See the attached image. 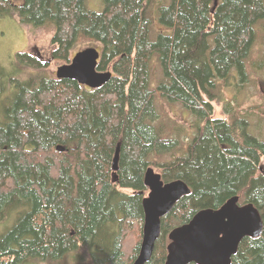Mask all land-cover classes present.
Returning a JSON list of instances; mask_svg holds the SVG:
<instances>
[{
  "label": "trees",
  "instance_id": "16d2710c",
  "mask_svg": "<svg viewBox=\"0 0 264 264\" xmlns=\"http://www.w3.org/2000/svg\"><path fill=\"white\" fill-rule=\"evenodd\" d=\"M149 1L103 0L102 10H94L85 0H0L2 16L25 27H55L46 48L54 60L68 63L95 45L97 69L112 73L92 88L42 74L46 61L27 50L16 53L13 70L0 64V217L15 213L0 232V264L134 262L149 191L145 171L155 157L179 148L177 138L153 124L156 94L189 110L196 132L179 155L158 164L165 182L182 179L190 192L162 217L146 264H164L173 227L233 196L253 203L264 223V139L230 106V120L211 118L220 83L234 86V71L240 83L248 80L246 59L257 40L255 23L264 20V0L160 3L155 40ZM154 53L161 77L152 88ZM230 264H264V227L259 236L242 238Z\"/></svg>",
  "mask_w": 264,
  "mask_h": 264
},
{
  "label": "water",
  "instance_id": "95a60500",
  "mask_svg": "<svg viewBox=\"0 0 264 264\" xmlns=\"http://www.w3.org/2000/svg\"><path fill=\"white\" fill-rule=\"evenodd\" d=\"M100 51L89 45L77 51L68 63L60 64L55 73L58 78H70L80 84L96 88L112 76L110 70H98ZM213 110L217 107L211 101ZM212 115V114H211ZM213 119L220 117H212ZM60 150L64 147L58 146ZM120 142L112 161L114 171L119 168ZM116 174L114 180H116ZM144 182L149 188L142 200L144 220L138 255L132 264H146L153 255L161 233V222L175 203L190 188L182 179L165 182L160 172L149 166ZM264 223L260 210L251 202L240 203L239 196L229 198L218 208H203L186 223L173 227L169 233L167 256L164 264H230L243 237H257Z\"/></svg>",
  "mask_w": 264,
  "mask_h": 264
},
{
  "label": "rangeland",
  "instance_id": "374dc122",
  "mask_svg": "<svg viewBox=\"0 0 264 264\" xmlns=\"http://www.w3.org/2000/svg\"><path fill=\"white\" fill-rule=\"evenodd\" d=\"M85 1L86 5L91 9L102 10L103 8V0ZM168 1L150 0L148 3L147 13L153 19V25L150 31L151 40H155L157 32L161 30V25L156 19V7L158 4L168 3ZM255 28L257 40H255L252 51L246 59V64L248 65V80L245 83H240V76L234 71V78L237 79L234 86L228 84L226 87H223L220 83V100H214L217 107H215L211 116L230 120L231 116L225 111V108L230 106L232 112L230 113L232 115L246 117L250 132L264 139V20H259L255 23ZM54 30L55 27L52 25L25 27L18 23L15 17L0 15V64L7 71L13 70V60L16 53L21 50H27L34 55H39L47 63L42 72L41 70L34 69H30L31 71L57 77L55 71L60 64H63V61L54 60L46 49ZM88 43L77 45L75 50L84 45H88ZM34 47L35 49L33 50ZM155 58H159L157 53H154L150 59L151 81L149 86L152 88L156 86L161 77L160 62L158 64ZM19 74L21 78L27 77V74L24 72H20ZM155 105L159 116L153 124L156 125L161 133L179 140V148L173 152L163 153L155 157L154 165L151 166L154 167L155 171H160L158 164L170 161L176 155H179L182 147L195 134L196 129L193 126L195 116L184 108L181 103L171 102L156 94ZM151 157H154V155ZM260 164L262 166L261 170L264 173V155L261 158ZM242 202L241 199L240 203ZM14 214L11 213L8 219L6 217H0V232L5 230V226L11 224ZM131 243H134L133 238Z\"/></svg>",
  "mask_w": 264,
  "mask_h": 264
},
{
  "label": "flooded vegetation",
  "instance_id": "af4514ba",
  "mask_svg": "<svg viewBox=\"0 0 264 264\" xmlns=\"http://www.w3.org/2000/svg\"><path fill=\"white\" fill-rule=\"evenodd\" d=\"M35 49V47L33 48V50Z\"/></svg>",
  "mask_w": 264,
  "mask_h": 264
}]
</instances>
